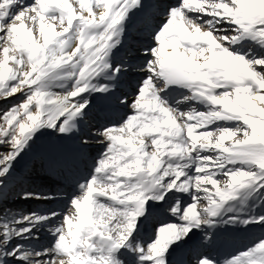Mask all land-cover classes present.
<instances>
[{"label": "snow or ice", "instance_id": "1", "mask_svg": "<svg viewBox=\"0 0 264 264\" xmlns=\"http://www.w3.org/2000/svg\"><path fill=\"white\" fill-rule=\"evenodd\" d=\"M0 101V264H220L264 227V0H0Z\"/></svg>", "mask_w": 264, "mask_h": 264}, {"label": "bare ground", "instance_id": "2", "mask_svg": "<svg viewBox=\"0 0 264 264\" xmlns=\"http://www.w3.org/2000/svg\"><path fill=\"white\" fill-rule=\"evenodd\" d=\"M52 134L48 133L45 137L42 138L43 142L47 145H51L53 146V148H63L64 150H67L69 145L65 144V142L63 141H54L51 137ZM97 150H99V146L97 145ZM52 156L54 159L58 158L59 153L58 151L54 150L52 152ZM89 162H90V158H89ZM91 163V162H90ZM80 171L84 172L86 171V169L84 168L83 165H80ZM47 173H50L51 175H56L57 176V172H49L47 171ZM61 179V178H60ZM62 180V179H61ZM63 181V180H62ZM64 182V181H63ZM53 184L55 187V190H57V192L59 191H64L66 192L67 190V185L64 183H58V182H54L51 183ZM32 186H34L35 184H31ZM51 188V187H49ZM53 189V188H51ZM258 212L260 211L259 209L257 210ZM252 237H257V241L258 242L260 239L264 238V227H260L258 225L256 226H250L249 228H229V229H222L220 231V235L217 238V244L215 246V248L212 250L211 255L220 262V264H222L223 260L225 258H228L231 255H235L239 252H242L244 250V248L246 246H250V240L249 238ZM247 238V239H245ZM245 239V240H244ZM241 240H244L247 243H242ZM215 253H219L221 254L219 257H216Z\"/></svg>", "mask_w": 264, "mask_h": 264}, {"label": "rangeland", "instance_id": "3", "mask_svg": "<svg viewBox=\"0 0 264 264\" xmlns=\"http://www.w3.org/2000/svg\"><path fill=\"white\" fill-rule=\"evenodd\" d=\"M2 105H4V102L0 101V106ZM93 131H95V129H93ZM51 136H52L51 138L54 141H57L56 137H54L53 135ZM98 151L99 150H97V145H93L92 147L89 148L88 153H89L90 162H91V158L95 157ZM46 167H47V161L44 162V167L41 166V163L37 162L35 166V171L31 174V176L28 179V184L30 187L35 188L37 190L57 192V190H55L54 188L55 186L51 183H53V181L58 182V183H61V182L64 183L60 179L61 175L57 174V176L56 175L53 176L50 173H47ZM31 184H35V185L32 186ZM59 192H64V191H59ZM9 207L13 209L23 210L25 212H30L32 210H40V211L51 210V209L63 210L64 202L62 200H57V201H52V202H47V203H41V202H36V201L16 200V201H9ZM46 240H47L46 234H42L41 242L42 243L46 242Z\"/></svg>", "mask_w": 264, "mask_h": 264}]
</instances>
